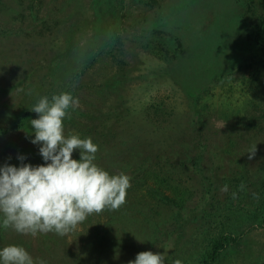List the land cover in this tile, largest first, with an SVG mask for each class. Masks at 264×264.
Listing matches in <instances>:
<instances>
[{
  "label": "rangeland",
  "instance_id": "374dc122",
  "mask_svg": "<svg viewBox=\"0 0 264 264\" xmlns=\"http://www.w3.org/2000/svg\"><path fill=\"white\" fill-rule=\"evenodd\" d=\"M263 17L264 0H0V165L44 163L31 108L71 92L65 135L110 145L119 157L95 163L131 177L118 209L63 236L0 227V248L21 245L37 264H128L148 250L203 264L226 236L211 264H264ZM115 31L124 65L106 56Z\"/></svg>",
  "mask_w": 264,
  "mask_h": 264
},
{
  "label": "clouds",
  "instance_id": "9594fccd",
  "mask_svg": "<svg viewBox=\"0 0 264 264\" xmlns=\"http://www.w3.org/2000/svg\"><path fill=\"white\" fill-rule=\"evenodd\" d=\"M80 106L71 92L41 96L31 111V143L39 146L44 163L0 165V227L33 236L74 231L92 213L118 209L126 202L131 177L110 174L95 163L98 145L91 137L65 135L64 119ZM79 151V159L73 152ZM256 146L249 154L255 155ZM23 161L24 156H19ZM227 191V185L223 188ZM168 251H142L128 264H166ZM0 264H37L21 245L0 248ZM39 264H46L39 260ZM174 264H182L177 259Z\"/></svg>",
  "mask_w": 264,
  "mask_h": 264
},
{
  "label": "trees",
  "instance_id": "16d2710c",
  "mask_svg": "<svg viewBox=\"0 0 264 264\" xmlns=\"http://www.w3.org/2000/svg\"><path fill=\"white\" fill-rule=\"evenodd\" d=\"M262 28H259V30H258V32H257V41H256V47H257V51H258V56H259V58H260V61H261V63H262V65H263V67H264V17L262 18V20H261V22H260V24H259ZM118 33V32H117ZM117 33H116V31H115V33H113L112 32V34L111 35H109L110 33H107L106 34V36L107 35H109L108 37L111 39L108 43H106L105 44V46L107 45L111 50H109L108 52H106L107 53V55L104 53V51H102V50H99V48H96L95 49V51H97V53H99L98 54V56H103V54H105L106 56H109L110 58H111V60L113 61V62H115L116 64H119V65H124L125 64V60H124V54H125V50L123 49V44H122V41L121 40H119L118 41V37H117ZM177 42H179V41H177ZM180 43V42H179ZM159 45L160 44H155L154 45V47H153V45L150 47V49H149V51L150 52H153L154 54H156V55H158L157 54V52H155V49L157 48V47H159ZM166 54H167V56L168 57H170V55H169V53L166 51ZM98 56L95 54V56L93 57V60H92V62H90V67L91 66H93L94 65V63L95 62H100V60H98ZM172 59L174 58V57H171ZM164 60L165 59H169V58H167V57H165V58H163ZM80 72V74H83V71L82 70H80L79 71ZM117 72H114V75H113V77H114V79H115V83H116V86H119V84L120 83H122L123 82V80H118V76H117V74H116ZM79 75V74H78ZM117 76V77H116ZM110 81V80H109ZM113 85H115V84H113ZM105 86V85H104ZM123 104V103H122ZM122 104H119L117 107H118V109H119V106L120 105H122ZM115 115H120V116H122L121 115V113L120 114H116L115 113ZM119 116V117H120ZM127 131H131V129L129 130V128H127ZM95 139H97V138H95ZM100 142H99V144H97L98 146H100ZM107 144H105V146H106ZM112 147L110 146V145H107L106 147H103L102 149H101V151L100 152H97L96 153V155H97V157L96 158H102V159H105V160H108V159H110L111 158V156H118L119 157V154H120V152L119 151H116L115 152V150H112L111 149ZM99 150V149H98ZM122 151V150H121ZM103 153L102 155H100V153ZM118 152V153H117ZM123 155L125 154V156L128 158V160L129 161H134L135 162V164L134 165H136L135 167H136V170L135 171H138V170H141V165H140V163L138 162L139 160H138V158H139V153H137L136 154V152H134V151H132V148H131V150H129L128 148H125V151L123 150ZM111 155V156H110ZM138 155V156H137ZM141 158V157H140ZM129 164H131L130 162H129ZM180 187H176L175 188V192H176V194H177V192H179L180 191V189H179ZM184 190V189H183ZM182 190V191H183ZM181 192V191H180ZM183 192H185V191H183ZM186 194H187V196H189V195H191L192 196V194L193 195H195V192H194V190H191L190 192H185ZM172 199H176V201L178 202L177 204H179V203H181V197H176V196H172ZM178 199V200H177ZM182 203H184V202H182ZM167 206V205H166ZM173 216L174 217H178V215L177 216H175V214H173ZM228 240H230L228 237H226V236H221L218 240H216L215 242H214V244H213V246L211 247V251H210V253H209V255H208V257L206 258V259H204L203 260V264H211L210 263V261L211 262H215L216 261V259H217V257L219 256V253H220V251H222L224 248H225V246L229 243V241Z\"/></svg>",
  "mask_w": 264,
  "mask_h": 264
}]
</instances>
